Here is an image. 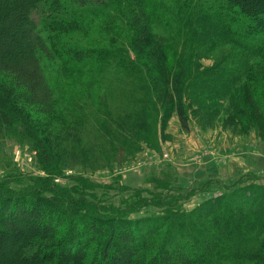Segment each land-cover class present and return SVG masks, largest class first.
<instances>
[{
  "label": "rangeland",
  "instance_id": "rangeland-1",
  "mask_svg": "<svg viewBox=\"0 0 264 264\" xmlns=\"http://www.w3.org/2000/svg\"><path fill=\"white\" fill-rule=\"evenodd\" d=\"M148 3L157 6L155 12L163 17L146 24L145 34L141 32L144 18L131 3L105 10L74 5L81 9L73 11L66 4L68 14L63 18L73 16L77 25L70 32L59 29L52 33L45 18L57 9L56 15L62 14L61 4L39 0L30 8L29 0H0V84L25 101L34 92L42 91L44 97L43 105L32 113L26 111L32 124L11 116L9 127L5 119L0 133V185L15 192L37 190L48 176V166H59L61 175L52 182L64 194L85 198L108 214L127 210L126 217L132 220L188 213L237 188L264 186V59L224 40L213 46L193 43L187 40L190 30L178 28L169 18L172 0ZM26 14L35 21L44 48L36 44L23 47L33 39L24 23ZM62 19L52 16V21ZM67 46L106 50L111 56L101 68L77 65L71 73L57 58L61 56L57 48ZM37 68L47 82L44 88L36 80ZM178 74L180 83L186 85L183 96L190 116L186 129L175 110L173 88ZM199 74H203L201 78L194 79ZM219 75H228L235 82L225 94L210 93L209 86ZM249 76L252 79L247 81ZM205 85L208 89L201 92ZM141 108L147 131L131 137L121 128L122 121ZM26 123L45 141L50 156L29 137ZM205 145L233 161L207 152ZM225 163L231 166L221 170ZM245 170L249 175L234 181ZM77 174L83 184L67 179ZM225 174L231 177L224 187L209 182L199 187L201 194L188 189L196 176ZM261 176L262 180L257 179ZM166 192L178 199L170 198L164 204L159 195ZM143 198L153 203L130 211ZM202 216L199 212L196 218L200 221ZM205 219L200 222L206 227ZM21 227L0 234V256L12 252L22 236ZM36 227L31 221L29 228ZM247 231L257 241L245 247L244 252L251 254L257 245L264 246V234L252 226ZM209 264L264 261L254 256L235 258L221 251Z\"/></svg>",
  "mask_w": 264,
  "mask_h": 264
},
{
  "label": "trees",
  "instance_id": "trees-1",
  "mask_svg": "<svg viewBox=\"0 0 264 264\" xmlns=\"http://www.w3.org/2000/svg\"><path fill=\"white\" fill-rule=\"evenodd\" d=\"M38 1L29 0L32 5L30 8ZM45 1L49 4L57 3L58 6L61 4L63 11L62 14H57L58 19L68 14L66 4L70 11L81 9L74 5H89L93 9L105 10L123 3L135 4L144 18L143 34L146 33V24L163 17L155 12L157 6L152 8L148 0ZM169 9V18L178 28L190 30V38L187 37V40L202 45L210 43L209 46H213L218 40H224L250 56L264 59V0H172ZM56 12L53 15L57 18ZM53 15H47L44 22L52 33L59 29L64 33L70 32V28L77 25L73 16L69 20L63 18L62 21H52ZM24 19L33 39L32 42L23 43V47L35 44L43 47L35 21L29 14ZM57 50V55L61 54L57 58L63 69L71 73L76 72L77 65L101 68L111 56L106 50L77 46ZM32 60L37 62L35 56ZM37 69L36 80L44 88L47 82L41 69ZM200 75L203 74L194 79L201 78ZM250 77L246 80H251ZM179 80L178 74L173 88L175 110L181 127L186 129L190 121L183 96L186 85ZM233 82L235 81L228 75L216 76L209 86L210 93L225 94L229 92ZM192 86L196 87L197 84L192 83ZM207 89L208 86L205 85L201 92ZM42 93L34 92L25 101L21 96H13L12 91L0 84V133L3 132L5 119L9 123L5 125L11 126V116L16 120L24 118L25 122L32 124L31 116L26 111L32 113L36 106L43 105ZM25 103L30 109L26 108ZM142 112L141 108L122 121L121 128L125 134L136 137L140 131H147L146 116ZM26 124L29 137L36 145L48 150L50 156V149L45 141ZM39 161L43 165V159L39 158ZM48 167V176L37 190L22 189L15 192L0 185V234L11 231L18 225L22 226L21 238L13 246L12 252L8 250L0 256V264H209L213 256L221 251L235 258L254 256L264 261V246L261 244L251 254L250 251L244 252L246 245L257 242L247 231L249 226L264 234L263 185L237 188L230 195L209 199L188 213L146 216L132 220L126 217L127 210L122 212L124 214H108L98 211L85 198L64 194L52 182L61 175V168L54 165ZM68 178L74 182H84L79 174ZM46 193L50 195H45ZM159 197L164 204L170 198L178 199L167 192L161 193ZM151 203L153 201L149 198L138 199L130 206V211L139 210ZM199 212H203L200 221L207 218L206 227L196 218ZM31 221L36 228H29Z\"/></svg>",
  "mask_w": 264,
  "mask_h": 264
},
{
  "label": "crops",
  "instance_id": "crops-1",
  "mask_svg": "<svg viewBox=\"0 0 264 264\" xmlns=\"http://www.w3.org/2000/svg\"><path fill=\"white\" fill-rule=\"evenodd\" d=\"M209 146H206L205 145V150L208 152V151H211V152H213L214 154H216V155H218V156H223V157H225V158H228V157H230V156H228V155H226V154H221L220 152H218V151H216V150H214V149H210V148H208ZM233 158L232 157H230V160L229 161H233L232 160ZM205 161H206V159H204L203 161H201V163H205ZM209 163V162H208ZM229 166H231V164L230 163H225V164H223L222 165V168L223 169H221V170H224V169H229ZM197 167V166H196ZM196 167H194V168H192V169H194V170H198ZM199 168V167H198ZM201 171H205L204 169H202V168H199ZM239 169L241 170V168L239 167ZM235 170H237V169H235ZM249 171H242L240 174H239V176H238V178L237 179H235L234 181H236V180H239V179H243V178H245V177H247L248 175H249ZM231 176H230V174H225V175H222V176H216V175H212V176H209V177H203V176H196V177H194V178H192L191 180H190V184L188 185V189L190 190L191 188V190L192 191H197V192H199L200 194L203 192L199 187L200 186H206L207 185V183H209V182H211V183H216L217 185H218V187H224L223 186V184L224 183H226L227 182V180H228V178H230ZM257 179H259V180H262L263 179V176H261L260 178H257Z\"/></svg>",
  "mask_w": 264,
  "mask_h": 264
}]
</instances>
